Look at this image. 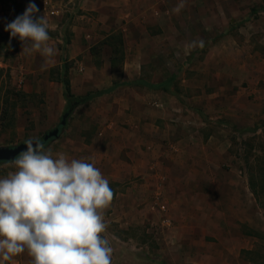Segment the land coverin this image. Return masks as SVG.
<instances>
[{
    "label": "crops",
    "instance_id": "obj_1",
    "mask_svg": "<svg viewBox=\"0 0 264 264\" xmlns=\"http://www.w3.org/2000/svg\"><path fill=\"white\" fill-rule=\"evenodd\" d=\"M24 1L41 6L36 15L47 18L53 46L67 48L69 59L86 57L80 65L88 67V88L76 95L126 84L114 103L125 120L93 116L84 122L81 150L68 152V159L94 161L114 191L102 234L114 249L113 264L264 258L250 231L252 174L232 168L236 139L247 140L264 118V90L250 85L256 73L247 60L264 27L246 10H232L240 0ZM235 19L241 23L232 26ZM188 33L203 34L200 47L213 57L194 55L200 47L185 42ZM179 43L191 48L184 57L173 54ZM30 260L25 252L11 264Z\"/></svg>",
    "mask_w": 264,
    "mask_h": 264
},
{
    "label": "rangeland",
    "instance_id": "obj_2",
    "mask_svg": "<svg viewBox=\"0 0 264 264\" xmlns=\"http://www.w3.org/2000/svg\"><path fill=\"white\" fill-rule=\"evenodd\" d=\"M0 5V13L3 14V17H0V22L3 20L2 25L5 27L17 16L22 15L28 7L24 0H0ZM37 7L42 10L41 6L37 5ZM232 10H235L234 12L246 10L247 13L253 15L248 19L260 23L264 27V14L259 13L264 12V0H240L236 2ZM240 23L239 20L235 19L232 26H237ZM5 27L0 32V146H15L28 139H42L48 132L60 125L63 115L69 109L66 82L70 83L72 92H75L74 94H79V91L82 90L85 92L89 83L86 80L88 67L85 66L84 71L81 70L82 65L80 63L86 60L84 54L69 59L67 56L69 50L61 44H59L60 46L54 45L57 55L47 63L45 58L37 52L24 53L19 38H11L10 33L5 31ZM49 34L50 36L53 35L52 33ZM222 35L218 34L214 39L219 36L222 37ZM255 35H257L254 38L256 45L250 48V54L247 58L248 61L252 62L251 66L256 73V78L250 85L264 90V79H260L264 75V31ZM183 37L185 42H195L198 47L205 46L207 41V38L200 33L183 34ZM54 38L55 35L51 36V44ZM182 46L179 43L173 54L184 57L191 48L185 49ZM192 50L195 52L194 55L197 53L198 56L204 55L203 57L208 59L214 55L213 50L206 47ZM238 56L243 57V55ZM207 68L205 71L209 72ZM162 72L167 74V70ZM175 84L176 82L173 83V86L177 88L179 85ZM247 84L249 83L246 82L245 85H241L246 86ZM113 86L115 87L113 91L98 96L72 111L60 136L45 149H51L53 156H56L57 153H64L68 158V152H71L74 146L78 149L82 147L80 143L85 136L84 122L89 121L93 116L98 122L116 120L120 116L119 119L123 118L125 120L120 115L122 114L121 109L115 106L114 103L125 95L126 84L114 82ZM108 88L110 87H103L98 90L90 89L89 91L96 92ZM115 107L116 111H114ZM254 127L250 132L253 135H249L247 140L236 139L234 153L238 156V159L233 162L232 168L247 171L248 179L252 174V184L256 187V192L252 195L253 208L251 209L250 231H252L251 234L255 238L253 240L257 244L258 252L259 250L264 252V176L262 175V171H264V130L258 133L260 131L259 127L264 129V118L259 119ZM92 133L94 135V130H92ZM90 134L89 131L86 136L89 137ZM68 138H73L74 145L68 143ZM81 153L83 152L81 151ZM14 170L12 162L1 164L0 178L7 176L10 171ZM258 189L262 190L261 194L257 193L259 192ZM255 197L259 200L258 204L254 201ZM260 207H263V210ZM251 258V264H264V258L257 253L253 254Z\"/></svg>",
    "mask_w": 264,
    "mask_h": 264
},
{
    "label": "clouds",
    "instance_id": "obj_3",
    "mask_svg": "<svg viewBox=\"0 0 264 264\" xmlns=\"http://www.w3.org/2000/svg\"><path fill=\"white\" fill-rule=\"evenodd\" d=\"M29 3L5 31L19 38L22 52L45 62L57 55L50 25ZM179 11V8L176 9ZM12 160L15 170L0 178V264L25 252L30 264H113L114 249L102 235L114 191L95 162L53 156L39 139Z\"/></svg>",
    "mask_w": 264,
    "mask_h": 264
},
{
    "label": "water",
    "instance_id": "obj_4",
    "mask_svg": "<svg viewBox=\"0 0 264 264\" xmlns=\"http://www.w3.org/2000/svg\"><path fill=\"white\" fill-rule=\"evenodd\" d=\"M70 115H71V110H68L63 115L60 125L56 129L48 132L42 139L39 140L44 144V142L49 141L52 138L59 137L63 127L67 125L68 118ZM26 150H27V145L24 142L15 146L2 145L0 146V162L12 161L18 156L20 152Z\"/></svg>",
    "mask_w": 264,
    "mask_h": 264
},
{
    "label": "trees",
    "instance_id": "obj_5",
    "mask_svg": "<svg viewBox=\"0 0 264 264\" xmlns=\"http://www.w3.org/2000/svg\"><path fill=\"white\" fill-rule=\"evenodd\" d=\"M174 83V82H173ZM109 90H105V91H99V92H89L85 95H76L72 92L71 90V86L69 82H66V96H67V104H68V110L74 111L78 106L86 104L88 102H90L91 100H93L94 98L103 95L105 92H109ZM56 138H52L49 141L44 142V146L45 148ZM12 162V161H9ZM5 163V161L0 162V164Z\"/></svg>",
    "mask_w": 264,
    "mask_h": 264
},
{
    "label": "built area",
    "instance_id": "obj_6",
    "mask_svg": "<svg viewBox=\"0 0 264 264\" xmlns=\"http://www.w3.org/2000/svg\"><path fill=\"white\" fill-rule=\"evenodd\" d=\"M81 70H83V66H81ZM165 223H167L169 226H172V221L170 220H166Z\"/></svg>",
    "mask_w": 264,
    "mask_h": 264
}]
</instances>
